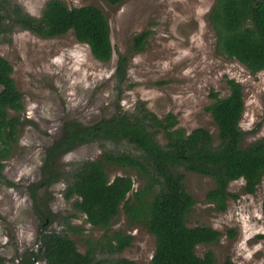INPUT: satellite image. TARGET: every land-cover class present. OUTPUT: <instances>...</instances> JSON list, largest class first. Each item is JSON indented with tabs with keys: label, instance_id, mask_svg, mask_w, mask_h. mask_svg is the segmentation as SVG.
Returning a JSON list of instances; mask_svg holds the SVG:
<instances>
[{
	"label": "rangeland",
	"instance_id": "374dc122",
	"mask_svg": "<svg viewBox=\"0 0 264 264\" xmlns=\"http://www.w3.org/2000/svg\"><path fill=\"white\" fill-rule=\"evenodd\" d=\"M10 1L40 16L49 0ZM62 1L69 7L100 8L110 24L114 53L109 61H99L73 32L44 38L14 27L0 37V54L12 63L13 77L23 96V109L10 112L20 116L22 123L19 141L12 144L4 168L6 178L16 186L0 182V255L5 264H19L22 252L36 251L39 246L40 218L27 186L42 178L47 147L64 133L66 123L90 125L114 114L116 107L133 111L137 103L144 102L160 117L175 113L177 127L187 133L204 127L218 142L217 124L206 108L215 101L213 92L220 97L230 94L227 79L234 78L243 85L245 108L240 125L246 131L244 146L264 137V71L253 73L236 59L217 52L216 32L209 20L214 0ZM143 31L149 32L145 49L133 51V38ZM121 56L128 60L120 92L117 65ZM157 140L164 143L167 138L161 134ZM108 149L135 152L125 142L81 145L57 161L67 178L40 193L42 203L56 216L50 229L64 230V218L76 215L70 222L79 226L80 232L65 231L81 252L89 248V238L104 241L106 231L88 223L86 216L75 210V198L67 199L64 191L75 161L101 158ZM105 168L111 180L117 175L131 176L135 190L146 183L133 169L108 162ZM185 184L196 200L186 216L187 226L207 225L222 232L219 242L197 245V254L203 256L212 250L217 264H225L228 257L232 264H264V179L254 194L245 191L243 179L232 181L228 189L237 197H229L225 211L216 210L207 200L208 192L216 186L213 177L187 172ZM110 229L109 235L122 231L134 239L122 252H105L103 257L151 264L156 237L144 223L132 222L123 204ZM231 230L235 231L233 236Z\"/></svg>",
	"mask_w": 264,
	"mask_h": 264
},
{
	"label": "trees",
	"instance_id": "16d2710c",
	"mask_svg": "<svg viewBox=\"0 0 264 264\" xmlns=\"http://www.w3.org/2000/svg\"><path fill=\"white\" fill-rule=\"evenodd\" d=\"M209 20L216 32L218 53L236 59L253 73L264 71V0H214ZM14 27L44 38L73 32L102 62L109 61L114 53L110 24L94 5L69 7L62 0H49L42 14L34 16L10 0H0V37ZM148 35V31L137 34L132 50L143 51ZM127 60V56H121L117 65L120 92L127 75ZM13 72L12 63L0 54V182L16 186L4 174L5 160L10 157L12 144L19 141L22 123L20 116L10 113L23 109V96ZM227 83L230 94L220 97L213 92L215 101L206 108L217 124L218 142L204 127L187 133L177 127L175 113L160 117L144 102L137 103L133 111L116 107L114 114L90 125L66 123L63 135L47 147L42 178L27 186L40 218L39 246L36 251L22 252L19 264H137L125 257L108 259L102 255L122 252L134 239L122 231L109 235L122 204L132 222L144 223L156 237L151 264H217L212 250L200 256L196 247L219 242L222 232L207 225L187 226L186 216L196 200L186 188V173L214 178L216 186L208 192L207 200L219 211L227 209L230 196L237 197L228 189L232 181L243 179L245 191L254 194L264 179V137L244 146L246 131L240 125L245 108L243 85L234 78H228ZM161 134L167 138L164 143L157 140ZM95 141L117 145L125 142L135 152L108 149L101 158L74 162L64 195L75 198V210L84 214L88 223L106 231L104 241L89 238V248L81 252L65 231L80 232L79 226L70 222L76 215L70 213L64 218V230L50 229L56 216L42 203L40 193L67 178L57 162L61 155ZM107 162L135 170L146 179L144 187L135 190L129 175H117L111 180L105 168ZM262 207L264 212V201ZM234 232L230 231L232 236ZM0 264H5L1 255ZM225 264H232L229 257Z\"/></svg>",
	"mask_w": 264,
	"mask_h": 264
},
{
	"label": "flooded vegetation",
	"instance_id": "af4514ba",
	"mask_svg": "<svg viewBox=\"0 0 264 264\" xmlns=\"http://www.w3.org/2000/svg\"><path fill=\"white\" fill-rule=\"evenodd\" d=\"M62 135H63V133H62ZM62 135H60L58 138H60ZM58 138H57V139H58ZM34 182H35V181H34ZM31 183H32V182H31ZM31 183H30V184H31Z\"/></svg>",
	"mask_w": 264,
	"mask_h": 264
}]
</instances>
